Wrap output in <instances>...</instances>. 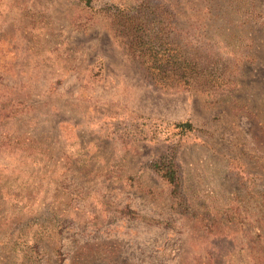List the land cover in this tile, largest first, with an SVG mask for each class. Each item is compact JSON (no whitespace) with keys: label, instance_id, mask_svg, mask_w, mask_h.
Instances as JSON below:
<instances>
[{"label":"rangeland","instance_id":"1","mask_svg":"<svg viewBox=\"0 0 264 264\" xmlns=\"http://www.w3.org/2000/svg\"><path fill=\"white\" fill-rule=\"evenodd\" d=\"M159 4L223 81L154 77ZM0 264H264V0H0Z\"/></svg>","mask_w":264,"mask_h":264},{"label":"trees","instance_id":"2","mask_svg":"<svg viewBox=\"0 0 264 264\" xmlns=\"http://www.w3.org/2000/svg\"><path fill=\"white\" fill-rule=\"evenodd\" d=\"M157 7L162 8L165 12L152 19V23L156 24L152 28V24L146 25L142 22L145 27L148 26V28H144L137 25V21L134 18L128 16L120 17L125 21L128 28L142 31L134 36L131 42L132 48L142 59H145V63L154 77L162 79L166 85L186 83L191 87L197 85L199 82L217 85V83L223 81L225 74L220 71L219 66L214 68L206 67L200 62L199 58L193 61L191 57L183 52L182 48H177L174 43L167 41L169 39L167 29L174 24L168 20L162 21L156 19L169 13V10L165 6L159 4ZM146 32L148 33V41L144 40V33ZM164 44H169L171 47L164 48ZM175 56L177 60L172 61ZM172 126L175 130H178L179 134H186L196 129L191 122L173 123ZM178 147H180V141L175 145L172 143V146L168 149L169 153L162 156L158 162L153 164V168L171 186L172 196L181 198L183 184L177 162Z\"/></svg>","mask_w":264,"mask_h":264}]
</instances>
